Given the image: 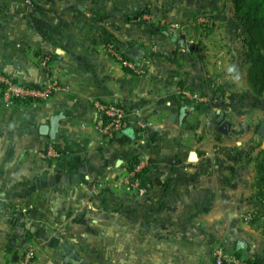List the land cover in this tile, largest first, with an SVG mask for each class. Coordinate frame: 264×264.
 Instances as JSON below:
<instances>
[{
	"label": "crops",
	"instance_id": "0c3cea01",
	"mask_svg": "<svg viewBox=\"0 0 264 264\" xmlns=\"http://www.w3.org/2000/svg\"><path fill=\"white\" fill-rule=\"evenodd\" d=\"M157 1L164 2L0 0V72L34 85L54 75L64 87L47 100L10 107L0 93V264H18L33 248L32 264H103L89 250L100 255L97 247L104 242L87 247V238L114 239L119 230L114 237L76 223L119 221L114 180L141 157L150 165L141 187L131 190V264H213L217 244L264 264V237L239 219L242 200L227 195L235 183L221 178V168L203 166L207 153L188 149L191 135L201 131L187 125L194 107L179 84L190 83L193 73L174 57H186L181 48L190 45L164 31V38L152 40L165 51L151 59L132 57L144 64L142 74L124 68L104 48L105 40L131 47L142 7ZM170 9L163 8L165 18L180 13ZM137 32L136 38L145 37ZM45 55L52 57L48 72L41 64ZM97 101L127 111V127L107 142L98 129ZM49 144L59 156H41ZM192 151L196 161L189 160ZM13 219L63 226L36 229L21 247L19 229L11 242L7 238ZM108 248L113 252L114 244Z\"/></svg>",
	"mask_w": 264,
	"mask_h": 264
},
{
	"label": "rangeland",
	"instance_id": "374dc122",
	"mask_svg": "<svg viewBox=\"0 0 264 264\" xmlns=\"http://www.w3.org/2000/svg\"><path fill=\"white\" fill-rule=\"evenodd\" d=\"M168 2L157 1L154 6L142 7L130 44L136 49L144 48L152 58L165 51L164 48L159 49L152 40L164 38L165 30L170 36L184 37L185 43L190 45L191 50L181 48V53L186 57H174L177 61H182L183 68L193 73L190 83L179 84L182 91L196 95L194 99H185L194 107L187 125H199L201 131V136L191 135L187 143L188 149L207 153L203 166L221 168V178H230L235 183L233 190L227 192V195H236L242 200L243 204L237 210L239 219L264 237V186L260 187L263 183L257 169L264 150V95L258 96L248 81L247 46L237 25L232 0ZM165 7L172 8L169 12L180 13L169 14L165 18ZM173 24L178 25L181 30L172 26ZM154 27L160 30L157 35L150 31ZM137 31L145 37H138L141 40L136 38ZM154 47H157L155 51ZM224 122L228 126L227 133L220 130ZM217 177L220 175L216 174ZM114 188L121 200L114 208L120 207L119 221L93 222L87 223L88 225L76 223L79 225L75 228L97 230L114 237L118 229V238L102 237L97 240L95 237H88L87 247H97L98 242H104V246L97 247L103 249L100 255L94 249L89 250V256H100L98 259L103 264H131V189ZM94 191L91 190L90 194L95 195ZM11 209L16 210L18 207L12 206ZM232 211H236L235 206ZM59 225L57 222H18L13 219L8 223L7 238L11 242L13 233L19 229L22 232V247L30 239L32 231L52 230L63 226ZM32 228L34 229L31 230ZM110 243L114 244L113 252L108 248ZM217 246L222 245H215L213 250Z\"/></svg>",
	"mask_w": 264,
	"mask_h": 264
},
{
	"label": "built area",
	"instance_id": "2783aa9c",
	"mask_svg": "<svg viewBox=\"0 0 264 264\" xmlns=\"http://www.w3.org/2000/svg\"><path fill=\"white\" fill-rule=\"evenodd\" d=\"M172 26L180 28L178 25ZM181 30V28H180ZM104 48L107 53L118 61L124 68L136 74L145 72V66L140 61L127 55L123 49L117 47L110 40H105ZM52 57L45 55L41 57V64L47 72L50 70ZM64 89L54 75H48L43 83L34 85L21 83L8 74L0 72V92L3 104L6 107L15 105L18 101L30 100L40 101L51 98L58 90ZM183 97L194 99L196 95H191L188 91L179 89ZM96 106L99 112L97 121L103 141L112 140L117 133L121 132L128 125V116L125 107L121 104L97 101ZM43 158L59 156V152L53 144H49L42 152ZM150 160L147 157H141L133 164L132 168H127L119 174L114 180L116 188L139 189L141 187L142 174L149 167ZM35 258L34 249H30L18 264H32ZM213 264H253L252 259L240 253L231 252L223 246H217L213 250Z\"/></svg>",
	"mask_w": 264,
	"mask_h": 264
},
{
	"label": "trees",
	"instance_id": "16d2710c",
	"mask_svg": "<svg viewBox=\"0 0 264 264\" xmlns=\"http://www.w3.org/2000/svg\"><path fill=\"white\" fill-rule=\"evenodd\" d=\"M232 3L235 8L238 28L242 31L243 41L247 46L246 60L249 63L248 81L255 93L258 96H262L264 95V0H232ZM150 31L155 35L160 32L158 27H154ZM115 45L119 47L117 44ZM140 55L147 58L151 57L148 53H141ZM24 101L28 102L30 100ZM135 161L130 162L128 168H132ZM257 169L260 172V181L263 183L260 187H263L264 150L261 152ZM262 194L264 197V193ZM252 262L253 264H261L257 259H252Z\"/></svg>",
	"mask_w": 264,
	"mask_h": 264
},
{
	"label": "water",
	"instance_id": "95a60500",
	"mask_svg": "<svg viewBox=\"0 0 264 264\" xmlns=\"http://www.w3.org/2000/svg\"><path fill=\"white\" fill-rule=\"evenodd\" d=\"M125 53L127 55H130L132 57H138L140 54V52L138 51V49H136L135 47H130L128 49L125 50ZM186 108L184 107L182 109V112H181V117H180V120L183 121L184 117L186 116ZM176 117V115L172 114L170 119H174ZM220 130L223 132V133H227L228 131V126H227V123L224 122L221 127H220ZM198 159V155H197V152L196 151H192L189 155V160L190 161H196Z\"/></svg>",
	"mask_w": 264,
	"mask_h": 264
}]
</instances>
